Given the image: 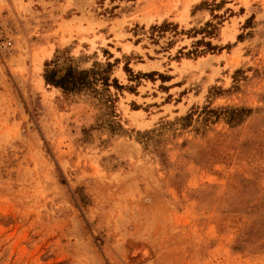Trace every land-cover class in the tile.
I'll return each instance as SVG.
<instances>
[{
	"label": "rangeland",
	"instance_id": "obj_1",
	"mask_svg": "<svg viewBox=\"0 0 264 264\" xmlns=\"http://www.w3.org/2000/svg\"><path fill=\"white\" fill-rule=\"evenodd\" d=\"M0 264H264V0H0Z\"/></svg>",
	"mask_w": 264,
	"mask_h": 264
},
{
	"label": "trees",
	"instance_id": "obj_2",
	"mask_svg": "<svg viewBox=\"0 0 264 264\" xmlns=\"http://www.w3.org/2000/svg\"><path fill=\"white\" fill-rule=\"evenodd\" d=\"M102 75L96 70L78 71L71 66L59 70L47 65L44 78L47 85L59 88L66 94H73L82 92L86 88H93L100 80L105 86H109V79ZM117 87L120 88V86Z\"/></svg>",
	"mask_w": 264,
	"mask_h": 264
},
{
	"label": "crops",
	"instance_id": "obj_3",
	"mask_svg": "<svg viewBox=\"0 0 264 264\" xmlns=\"http://www.w3.org/2000/svg\"><path fill=\"white\" fill-rule=\"evenodd\" d=\"M191 8H192V7H190V9H191ZM189 12H191V11L189 10ZM190 14H191V13H189V16H190ZM167 15H168V16H164V17L161 19V21L164 22V21L169 20V21H173V22H175L176 25H177V23H178V16H177L176 12L168 13ZM161 21H160V20H155L153 23L157 24V23H160ZM182 28H185V27L182 26ZM126 44H132V42L128 41ZM133 47H135V46H133ZM131 53H133V49H131L130 52H129L128 54H131Z\"/></svg>",
	"mask_w": 264,
	"mask_h": 264
}]
</instances>
